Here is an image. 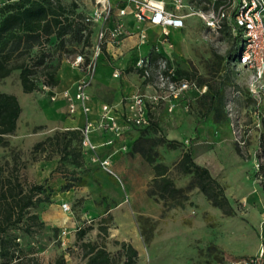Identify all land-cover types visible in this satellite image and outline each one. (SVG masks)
Listing matches in <instances>:
<instances>
[{"label": "rangeland", "instance_id": "1", "mask_svg": "<svg viewBox=\"0 0 264 264\" xmlns=\"http://www.w3.org/2000/svg\"><path fill=\"white\" fill-rule=\"evenodd\" d=\"M12 1L15 0H0V5ZM61 1L67 5L74 2L85 16L94 8V0ZM163 2L168 11L184 17V26L175 40L171 34L170 46L159 41L161 46L155 47L158 54L172 58L176 68L186 71L201 87L206 86L205 92L209 87L219 90L222 98L216 111L211 110L207 114L208 98L196 91L190 93L189 110L181 105L169 109L166 103L151 106L149 120L152 127L146 131V136L181 143L174 150L165 144L153 147L157 152L155 161L170 168V177L178 187L187 186L192 178V174L182 173L174 165L181 153L190 147L193 160L207 167L212 177L223 186L233 214L226 215L211 206L197 188L188 192L192 205L187 202L184 209H163L162 202H155L148 195L152 201L147 198L146 203L139 202L141 188L144 187L142 176L150 172L152 166L139 154L133 155L130 151L126 154L127 162H120L118 168L111 167L110 172L98 162L82 169L75 170L66 164L61 168L62 172L51 170L53 165L45 160H36L38 155H32L31 150L36 142L54 132L48 131L47 125L52 120L46 114V106L53 101L42 86L39 91L23 93L19 72L13 71L9 77L0 80V91L14 93L22 111L16 130L4 137L5 145L0 144V164L5 160L11 162L13 154H16L22 166V178L30 183L45 181L46 188L51 189V201L40 203L32 210L44 223L43 228L31 234H26L23 227L11 232L18 237L21 255H36L40 264H55L57 259L63 264H83L80 244L95 240L111 254L120 248L116 242L131 244L138 251L137 264H239L242 259L259 252L261 233L250 227L246 218L251 206L233 199L231 195L251 187H257L264 195V90L258 97L254 96L249 91L250 71L231 58L235 38L230 29L232 16L219 30L209 29L200 16V12L217 7L214 0ZM89 26L93 44L98 25ZM158 37V32H150L149 37L139 39V42ZM54 44L55 39L51 38L48 48L52 49ZM90 46L84 47L79 36H67L64 49L53 51L52 57L55 60L61 55V63L65 59L71 64L77 55L88 54ZM98 62L99 58L88 90L94 84ZM139 79L145 82L140 76ZM96 90L102 91L99 87ZM147 90L152 92L151 88ZM39 126L43 128L36 129ZM154 127L158 128L156 134ZM140 131L132 126L129 137L140 134ZM58 158L54 156L50 161H58ZM59 174L63 183L65 178L71 182L74 191L66 193L60 190L62 181ZM107 183L119 191H128L129 188L139 203L135 204L129 198H124L123 204L107 198L102 202L103 186ZM95 197L100 202L94 203L97 213L93 212L89 202ZM63 204L69 206L68 211L63 210ZM100 226H104L105 231L98 235ZM87 227L90 229L78 241L77 231ZM146 238L148 243H145Z\"/></svg>", "mask_w": 264, "mask_h": 264}, {"label": "trees", "instance_id": "2", "mask_svg": "<svg viewBox=\"0 0 264 264\" xmlns=\"http://www.w3.org/2000/svg\"><path fill=\"white\" fill-rule=\"evenodd\" d=\"M220 0H215L216 6ZM85 14L78 11L72 2L67 5L61 0H15L0 5V80L18 71L19 83L23 93L39 91L41 86L54 88L57 85L56 74L60 68L62 56L55 60L53 51L65 47L67 36L81 38L82 45L89 47L91 27L84 21ZM51 38L55 39L53 48H48ZM80 40V39H79ZM241 37L235 36L231 50V58L238 51ZM151 62L159 55L151 52ZM179 76L191 78L184 70H177ZM203 97L208 98L205 114L216 106L222 96L219 90L209 87ZM22 108L17 97L11 93L0 91V144L5 145L4 137L12 134L17 128V121ZM152 127L139 128L141 131L131 145V153H138L149 165L154 175L147 185L146 193L155 202H162L163 209L169 207L185 208L189 200L188 192L197 188L211 206L222 210L226 215L233 214V208L225 195L223 186L210 174L207 167L198 164L192 158L190 147L185 149L174 164L182 173L192 174L185 187L176 186L170 177V168L162 162H156V151L153 147L165 144L170 149H177L181 143L163 137H147L146 131ZM39 126L36 129H41ZM158 131L154 127V133ZM82 135L78 129L56 130L44 139L36 142L31 150L36 160L49 161L58 156L54 171H61L63 165L70 164L73 169L84 168ZM21 164L16 154L11 162L5 160L0 164V260L1 264H40L36 255H21L18 237L13 230L22 228L26 234L43 228L44 223L32 210L40 203L50 202V191L43 183H30L21 176ZM264 172V165L262 166ZM71 173L74 175L75 171ZM61 191H68L72 185L64 179ZM90 227L77 231V240L81 241ZM105 231L100 226L98 235ZM149 239H145L148 243ZM117 244L120 248L111 254L98 240L82 241L83 264H137L138 251L126 242ZM55 264H63L60 259Z\"/></svg>", "mask_w": 264, "mask_h": 264}, {"label": "built area", "instance_id": "3", "mask_svg": "<svg viewBox=\"0 0 264 264\" xmlns=\"http://www.w3.org/2000/svg\"><path fill=\"white\" fill-rule=\"evenodd\" d=\"M124 4H131L132 15L138 23H148L150 26L161 28L160 41L170 46V29H181L184 26V17L174 14L166 9L165 4L158 0H119ZM215 1V0H214ZM178 2V1H177ZM180 7V5H177ZM113 4L111 0H94V8L91 14L84 17V21L97 24L94 43L87 53L77 55L71 65L79 69L83 77L75 84L72 92H62V98L67 101V110L73 114L78 108L83 112H89L88 102L91 97L88 93L97 59L102 53L108 34L114 44H119L126 35L123 24L119 21L112 29H108V21L111 19ZM126 14V8H119L118 15L121 18ZM206 26L211 30H219L225 20L232 16L231 31L234 36L241 37V44L234 55L235 62L250 71L249 91L257 96L264 90V0H220L215 9L199 13ZM120 20V19H119ZM139 39H145L144 32H139ZM135 69L139 70L140 77L147 82L152 92L135 93L128 101L124 122L128 127L142 128L149 125V108L151 106L166 103L169 109L181 105L185 110L190 109V93L193 91L203 94L206 86H200L192 78H184L178 75L172 58L161 56L151 62L147 56L141 57L135 63ZM114 77L120 73L115 71ZM43 89H49L42 86ZM52 101L56 100L57 94H51ZM111 106L101 105L100 119L96 123L86 122L80 129L82 150L94 153L96 162L106 171H111L109 156L100 157L96 154V145L91 140L94 129L108 133L102 142L104 147H112L121 136V127L109 115ZM97 124V125H96ZM96 125V126H95ZM125 146L118 150H125ZM64 211L69 210L67 204H63ZM264 257V245L259 252L242 259L239 264H262Z\"/></svg>", "mask_w": 264, "mask_h": 264}, {"label": "crops", "instance_id": "4", "mask_svg": "<svg viewBox=\"0 0 264 264\" xmlns=\"http://www.w3.org/2000/svg\"><path fill=\"white\" fill-rule=\"evenodd\" d=\"M158 1L163 2V0ZM111 2L114 8L111 19L108 21V29H112L119 21H121L126 35L122 38L119 44H114L111 41L109 35H106L105 44L99 57L94 84L92 85L91 89L88 90V93L91 97L90 101L88 102L89 112L85 113L81 108H78L73 114L68 113L67 101L62 98L61 93L65 91L72 92L75 84L83 77V74L79 69L73 67L68 63V61L63 59L56 74L57 85L54 88L47 89V95L50 96L51 94H57V98L51 103L50 106H46V114L49 119L52 120V123L45 125L48 126V131L50 132L68 129L80 130L86 122L96 123L99 121L101 105L104 103L109 104L112 107L109 115L114 119L115 123L121 127L122 134L115 141V144L112 147L102 146V142L106 139L108 133L96 131V129H94L91 134V140L96 145V154L100 155V157L109 156L111 160V167L114 166L118 168L120 162H127L126 154L131 150L133 141L139 135L135 134L129 137L131 127H128L124 122V115L127 110L128 101L135 93L143 92V90L145 91L149 89L147 82H140V72L139 70L135 69L134 66L141 57H149L151 52H154L155 55H159L155 47L161 46L159 44L161 28L158 26H150L148 23L136 22L132 15L133 7L131 4H124L119 0H111ZM123 7L126 8V14L120 18L118 15V9ZM137 29L143 30L144 34L146 33V37H149L150 32H158L159 37L156 39H149L145 42H139V32ZM180 30L181 29L171 28L170 36L173 33V38L175 40L177 35L180 34ZM159 57L161 56L159 55ZM176 69L178 70V68ZM115 71L120 73V76L117 78L113 77V73ZM96 87L101 88L102 91L96 90ZM107 91L110 92L109 95ZM7 93L15 95L12 92ZM145 93H149V90L145 91ZM120 146H125L126 149L118 150V147ZM129 153L133 155L138 154L131 152ZM83 158L85 167L92 166L94 163H96L94 153L91 151L83 150ZM46 162L53 165L51 170L55 169L57 161L49 160ZM119 171L121 172L120 169ZM149 171L150 172L142 176L141 183L144 184V187L141 188L139 202L144 201L146 203V199H149L146 194V190L144 189L154 175L153 170ZM59 176L62 181L60 183L61 187L63 185V178L60 174ZM73 188L74 187H71L68 191H66V193L69 191H74ZM103 189L105 192L101 195L102 202L106 200L103 198H107V200L123 204L124 198L126 200L129 198L133 200L135 204L139 203L138 200H136L135 197L130 193L129 188L128 191L125 189L119 191L115 186L107 183L105 186H103ZM119 193L120 199H118ZM231 196L233 199H238V201H242L243 203L251 206L246 214L248 224L253 229H258L260 231L262 238L260 239L259 236V242L261 246L264 245V195L257 187H251L248 190H237L236 192H233ZM96 197L95 200H89V202L92 203V207L94 208V213L98 212L94 203H100ZM149 200L152 201L151 199ZM262 264H264V257Z\"/></svg>", "mask_w": 264, "mask_h": 264}, {"label": "bare ground", "instance_id": "5", "mask_svg": "<svg viewBox=\"0 0 264 264\" xmlns=\"http://www.w3.org/2000/svg\"><path fill=\"white\" fill-rule=\"evenodd\" d=\"M162 2V1H161Z\"/></svg>", "mask_w": 264, "mask_h": 264}]
</instances>
